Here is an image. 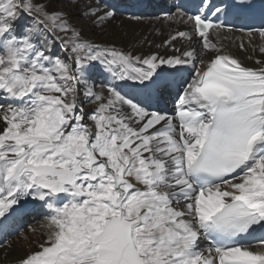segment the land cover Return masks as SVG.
I'll return each instance as SVG.
<instances>
[{"label":"snow or ice","instance_id":"snow-or-ice-1","mask_svg":"<svg viewBox=\"0 0 264 264\" xmlns=\"http://www.w3.org/2000/svg\"><path fill=\"white\" fill-rule=\"evenodd\" d=\"M62 3L0 0V221L32 203L46 229L14 264H264V26L226 22L255 5H175L171 54L134 55ZM172 88L173 113L146 103Z\"/></svg>","mask_w":264,"mask_h":264},{"label":"bare ground","instance_id":"bare-ground-1","mask_svg":"<svg viewBox=\"0 0 264 264\" xmlns=\"http://www.w3.org/2000/svg\"><path fill=\"white\" fill-rule=\"evenodd\" d=\"M138 1L139 4H137V2H135L134 0H90L94 7L98 2L99 7L102 10L113 11L116 13L114 18L106 21L101 26H95L93 25L91 19L82 17V8L68 4V0H63V3L59 6L62 7L63 11L68 14L69 19L74 25H76L77 27H82L84 29V34L95 39L97 42L114 43L119 47H123L126 50L132 51L134 55H147L151 53L170 55L171 52H169L166 48H157L156 45L163 44L164 41L168 38L171 30L177 27L176 25H171L167 20L164 19L165 14L169 11L175 13L176 11H179V8L171 9L169 6H165L163 9L161 7L162 10L158 12L159 14L155 16H146V13L149 12V1ZM165 1H167L169 4L171 3L170 0ZM84 2H86V0H81V3ZM129 4L130 8L132 9H124V13L120 12V9L128 6ZM155 7L154 10H156ZM129 15H131L132 17L139 16L141 17V19H132V17H129ZM145 38L147 39L145 40ZM241 38H243V33L233 32L229 34V39L232 42L231 44H229V51L244 59L248 54L241 52L237 46H234L240 43ZM160 39H162L161 43L157 41ZM176 43L177 46H180L179 42ZM225 43H229V41H225ZM255 43H259L258 38H256ZM257 56H259L258 53ZM245 62L248 64V66H256L254 64V61L246 60ZM167 72L173 73L175 71L172 70L171 72L167 70ZM187 73L188 71L184 72L183 75H187ZM167 95H169V97L171 98L177 97V95L170 90L163 93L162 97L166 100L164 102H167L166 104L168 105L171 104V101L170 99L168 100ZM159 100L155 97V107H153V104H151L148 100L146 101V103L151 107L152 110H162L168 112L169 108L166 109L164 106L166 104L160 103ZM85 109L92 110L90 107H86ZM28 206L29 209L25 210L22 214L20 212H16L15 215L19 219L13 220L14 222L11 220V222L9 223L7 220L3 227L0 226V244L5 246H7L8 244L11 245V248L0 247V264H14V261L17 258L23 257L29 251L39 250L38 246L43 242L45 238L43 233L46 231V229L41 227L40 225V227H38L31 224L30 225L32 226V228L36 229V231L32 232V234L29 235V238H27V236L22 237L23 235H27L25 231L19 233L20 235L18 234V236L14 237L15 239L12 238V235H9L11 233V227H13L14 229L20 224L19 220H23L24 218H27L26 220H28L29 216H31L29 220H34L35 222L37 221V218L43 217V209L34 207L32 203H29ZM28 210H33V213L31 215L28 214ZM7 229L8 232H6ZM17 237L22 238L16 239Z\"/></svg>","mask_w":264,"mask_h":264},{"label":"rangeland","instance_id":"rangeland-1","mask_svg":"<svg viewBox=\"0 0 264 264\" xmlns=\"http://www.w3.org/2000/svg\"><path fill=\"white\" fill-rule=\"evenodd\" d=\"M135 2H137V4H139V1L138 0H134ZM149 1V3H150V7H149V12H147L146 13V16H155V15H157V14H159L158 12H160L161 11V7L162 6H164L165 4H164V1L165 0H148ZM156 6V7H155ZM154 7H155V9L157 10H154ZM124 9H132V8H130V4L128 5V6H126V7H124V8H122V9H120V12H123L124 13ZM134 10V9H133ZM118 15V14H117ZM126 17V16H125ZM129 17H132L131 15H129ZM159 43H161V41H162V39H160V40H157ZM54 52L56 53V54H59V53H61V49L57 46L55 49H54ZM168 71H171L172 72V70H174V69H167ZM167 70L165 69V71L167 72ZM175 71V70H174ZM191 70L189 69L188 70V72H190ZM167 73H169V72H167ZM173 92V91H172ZM162 96V95H161ZM167 97H168V99L169 98H171V97H169V95H167ZM163 98V97H162ZM159 100V99H158ZM163 100L164 101H166L164 98H163ZM165 103H167V102H165ZM168 105V104H167ZM165 106V108L166 109H168V106H166V105H164ZM85 111H88V112H90L91 110H87V109H85ZM31 215V214H30ZM31 216H29V218H30ZM29 218H28V220H26L27 218H24L25 219V221H24V219L21 221V223H20V225H18L16 228H14L13 229V227H11V235H12V238H14V237H16V236H18V234L19 233H21L22 231H25L26 233H27V235H23L22 237H24V236H27V238H29L30 236L29 235H31L32 234V232H30L28 229H29V227H32L31 225H33V226H38V227H40L41 226V224H40V222L41 221H43V217H39V218H37L36 220L37 221H35L34 222V220H29ZM13 221V220H12ZM11 222V221H10ZM14 222V221H13ZM31 222H33V223H31ZM44 223H46V221H44ZM26 224V225H25ZM31 224V225H30ZM40 225V226H39ZM20 227V228H19ZM38 227H35V228H38ZM13 230H15V231H17L16 233H14V231ZM6 232H8V229L6 230ZM24 232V233H25ZM20 235V234H19ZM22 237H17L16 239H19V238H22ZM15 239V238H14Z\"/></svg>","mask_w":264,"mask_h":264}]
</instances>
